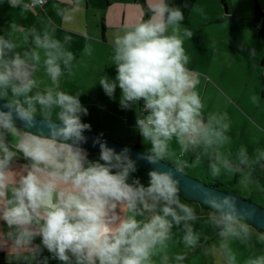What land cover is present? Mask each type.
I'll list each match as a JSON object with an SVG mask.
<instances>
[{
	"label": "clouds",
	"instance_id": "clouds-1",
	"mask_svg": "<svg viewBox=\"0 0 264 264\" xmlns=\"http://www.w3.org/2000/svg\"><path fill=\"white\" fill-rule=\"evenodd\" d=\"M7 3L21 17L37 16L30 26L11 21L0 35V221L7 226L0 248L10 259L48 264L39 259L47 249L63 264H184L188 253L172 251L178 245L218 264H264L260 208L195 180V197L185 195V170L196 168L213 181L235 179L240 193H264V145L257 140L233 149L229 113L206 111L199 74L188 67L184 42L193 31L182 25V10L168 0H145L146 18L111 41L115 79L98 77L110 98L119 87L122 109L143 102L136 127L151 145L138 157L152 166L145 186L129 182L137 164L128 148L117 152L97 140L99 159L88 158L84 91L61 87L93 55L87 31L79 60L70 50L72 36H58L75 24L84 0H51L54 15L50 0ZM192 11L204 15L202 7ZM249 55L256 56L254 48ZM260 99L250 96L255 107ZM20 160L25 163L16 168ZM182 192L203 207L184 202ZM37 237L41 244L33 243Z\"/></svg>",
	"mask_w": 264,
	"mask_h": 264
},
{
	"label": "crops",
	"instance_id": "crops-1",
	"mask_svg": "<svg viewBox=\"0 0 264 264\" xmlns=\"http://www.w3.org/2000/svg\"><path fill=\"white\" fill-rule=\"evenodd\" d=\"M168 3L182 10L185 17L181 22L182 25L193 31L191 39L185 40L184 47L190 56L188 67L199 74L200 83L197 91L206 104V111L219 110L229 113L233 120L231 145L233 149L241 144H252L257 140L264 145V65L262 63L264 42L258 35L260 24H244L245 21L254 18L256 4L264 9V0H168ZM50 6L51 0L48 5L49 15H54ZM194 6L202 7L204 15L194 13L192 11ZM19 11L18 8L12 9L7 0H0V35L5 34L13 20L25 26L36 22L37 16L32 12L21 17ZM145 13V0H84L82 11L77 14L76 22L70 26V30L58 31V36L61 38L66 34L72 36L70 50L78 60L85 43L88 42L81 33L87 31L94 37L93 55L90 58L86 57L84 63L79 65L76 77L63 80L61 87L67 92L84 91L80 100L88 109V114L81 119L83 123L88 121L95 111L96 132L105 131L102 127L105 123L100 115L102 111L100 104H104L106 100L116 108L108 111L107 122L114 124L122 116L120 109H117L121 107L120 104L119 106L115 104L117 100L120 101L119 87L113 99L105 94L98 83L99 75H106L110 79H115L117 75L115 66L111 65L109 60L111 41L125 25L145 19ZM253 48L256 56L251 58L249 53ZM45 83H47L46 78ZM254 93L261 98L260 107L253 106L250 101V96ZM142 107L141 101L137 104L135 112L134 105L124 113L131 117L125 119L126 123L131 122L129 126L108 130L105 134L124 146L139 145L140 149L146 152L151 145L144 141L136 127L137 114ZM85 151L89 156V150L85 149ZM22 164L23 160H20L15 166L19 168ZM187 171L204 182L212 181L204 168L187 169ZM218 181L227 188L234 189L235 194L245 199L251 198L252 201L256 199L257 201L254 202L264 208V193H240L236 188L235 179L230 182ZM261 182L264 183V176L261 177ZM40 260H44L43 255Z\"/></svg>",
	"mask_w": 264,
	"mask_h": 264
},
{
	"label": "rangeland",
	"instance_id": "rangeland-1",
	"mask_svg": "<svg viewBox=\"0 0 264 264\" xmlns=\"http://www.w3.org/2000/svg\"><path fill=\"white\" fill-rule=\"evenodd\" d=\"M259 1V0H258ZM108 100H106L105 102H104V104H100V106H102V111H100V115L103 117V119H104V122L103 123H105V124H103L102 125V127H103V129H105V131L103 130H100V132H95V111H94V115L92 116V118H89V120L88 121H84V123H86V124H90L91 125V128H90V130H88V131H92V132H95V133H97V134H99V135H101V136H104V137H107L108 139H111V138H109V137H111L110 135H106L105 134V132L106 131H108V130H115V129H122L123 127H127V126H129L130 125V123H126V121H125V119L126 118H131L130 116H128L127 114H124V113H127L128 112V109H122L121 107H119V108H117V109H120L119 110V112L121 113V118L119 119V120H117V121H115L114 122V124H109L108 122H107V120H109V119H107L106 117L108 116V111H113L114 110V106H112V103L111 102H109V104H108ZM115 104L117 105V106H119V104H120V101L119 100H117L116 102H115ZM136 106L137 105H135V108H134V112L136 111ZM104 108V109H103ZM108 108V109H107ZM116 109V108H115ZM99 115V116H100ZM109 117V116H108ZM132 121V120H131ZM102 129V128H101ZM112 140V139H111ZM84 148V147H83ZM84 149H86V150H89V156H88V158L90 159V160H92V161H95V160H98L99 159V156H100V153L99 152H96V151H94V150H91V149H88V148H84ZM185 173L186 174H188L189 176H191V177H193V178H195V179H198V178H196V177H194V176H192L191 174H189L188 173V171H187V169L185 170ZM133 179H139L140 180V182L142 183V184H144L145 185V181H144V178L139 174V172L138 171H136V172H134V173H132L131 174V176H130V180H129V182H131ZM198 180H200V179H198ZM200 181H203V180H200ZM204 182V181H203ZM205 183H207V182H205ZM208 184V183H207ZM222 188H223V190H225V191H230V192H232V193H234L235 194V190L234 189H229V188H227L225 185H223L222 186ZM237 195V194H236ZM183 199V198H182ZM248 200H250V201H252V199L251 198H249ZM256 200V199H255ZM254 200V201H255ZM254 201H252L253 203H255ZM257 201V200H256ZM184 202H186V203H188V202H191L192 204H195V203H193L192 201H188V200H185L184 199ZM255 204H257V203H255ZM259 205V204H258ZM195 206H198V208H197V211H199L203 206L202 205H199L198 203L197 204H195ZM205 210H207L206 208H205ZM174 231H175V229H174ZM7 232V226H6V224L3 222V221H0V236H2L4 233H6ZM205 234L206 235H208L209 236V238L210 239H212V238H214V234L212 233V231H211V229H207L206 230V232H205ZM34 244H41V238H39V237H37L36 239H35V241L33 242ZM0 250H3V251H5L6 252V260H7V262L8 263H10V264H15V262L14 261H12L11 259H10V256H9V252H8V250L6 249V248H0ZM172 251H174V252H187L188 254H187V259L185 260V262H184V264H218V262L216 261V260H214L212 257H210V256H204V255H202V254H200L199 252H193L192 250H185V249H183L182 247H180V246H175L173 249H172ZM44 256V258L45 257H47L48 258V264H63V262H61V261H59L58 259H53L52 258V254L51 253H49L48 251H47V249H43V251L41 252V254H40V256H39V259H40V257L41 256Z\"/></svg>",
	"mask_w": 264,
	"mask_h": 264
},
{
	"label": "water",
	"instance_id": "water-1",
	"mask_svg": "<svg viewBox=\"0 0 264 264\" xmlns=\"http://www.w3.org/2000/svg\"><path fill=\"white\" fill-rule=\"evenodd\" d=\"M84 135H85V137L87 138V139H86V142H84L83 145H82L84 148H88V149H91V150H94V151L100 153L101 150H100L99 143H96L97 140H99L101 143H106V144L108 145V147L115 149L117 152H120L121 150H123V149H125V148H128V149H129V155H130V157H131L133 160L136 161V164H137L138 167H140V168H142V169H144V170H146V171H148V172H149L150 170H152V166H151V165H149L146 161L141 160V159L138 158L141 154L145 153V152H143L141 149H138V148H135V147L124 146V145H122V144L117 143V142L114 141V140L108 139L107 137L101 136V135H99V134H97V133H95V132L88 131V130H86V131L84 132ZM185 174H186V173H185ZM186 175H187L190 179H189V178H184L183 187H184L185 189H187V192L185 193V195H188V196H191V197H195L196 193H193V192L191 191V187H190V186H191L192 183H194L193 180L198 181V182H203V181H200V180H198V179H195V178L189 176L188 174H186ZM191 179H192V180H191ZM203 183H205V182H203ZM205 184H207V183H205ZM208 185H209V184H208ZM209 186H210V185H209ZM212 187H213V186H212ZM214 188H215V187H214ZM216 189H218V188H216ZM218 190H220V189H218ZM221 191H225V190H221ZM225 192H228V191H225ZM233 194H234V193H233ZM181 197H182L183 199H188V198H185V197H184V193H183V192L181 193ZM242 198H243V197H242ZM244 199H245V198H244ZM188 200H191V199H188ZM246 200L249 201V202H251V203H253L252 201H250V200H248V199H246ZM191 201H194V200H191ZM195 202H197V201H195ZM198 203H199V202H198ZM253 204H255V203H253ZM255 205H256L258 208H260V212H261V214H262V218H264V208L261 207V206H259V205H257V204H255ZM259 230L264 231V228L259 229Z\"/></svg>",
	"mask_w": 264,
	"mask_h": 264
},
{
	"label": "trees",
	"instance_id": "trees-1",
	"mask_svg": "<svg viewBox=\"0 0 264 264\" xmlns=\"http://www.w3.org/2000/svg\"><path fill=\"white\" fill-rule=\"evenodd\" d=\"M249 23L254 24V25L260 24V29H259L258 35H259V38L264 42V9L261 8L259 4H256V6L254 8V18L244 22V24H249ZM262 63L264 65V57H263ZM95 132H96V130H95ZM135 148L140 149V146L137 145V146H135ZM23 163H25V161H23ZM137 171L144 178L145 186H148L149 180H150L149 175H148L149 172L138 167V166H137ZM208 184L210 186H213L215 188L223 190V188H222L223 185L218 180L217 181L212 180ZM185 200H188V199H185ZM188 201H191V200H188ZM192 202H195V201H192ZM0 264H10L7 262L6 253L3 250H0Z\"/></svg>",
	"mask_w": 264,
	"mask_h": 264
}]
</instances>
